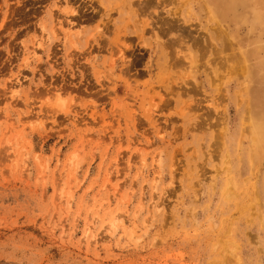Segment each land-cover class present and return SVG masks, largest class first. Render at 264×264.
Masks as SVG:
<instances>
[{"label": "rangeland", "instance_id": "rangeland-1", "mask_svg": "<svg viewBox=\"0 0 264 264\" xmlns=\"http://www.w3.org/2000/svg\"><path fill=\"white\" fill-rule=\"evenodd\" d=\"M0 264H264V0H0Z\"/></svg>", "mask_w": 264, "mask_h": 264}, {"label": "bare ground", "instance_id": "bare-ground-1", "mask_svg": "<svg viewBox=\"0 0 264 264\" xmlns=\"http://www.w3.org/2000/svg\"><path fill=\"white\" fill-rule=\"evenodd\" d=\"M231 54V53H230Z\"/></svg>", "mask_w": 264, "mask_h": 264}]
</instances>
